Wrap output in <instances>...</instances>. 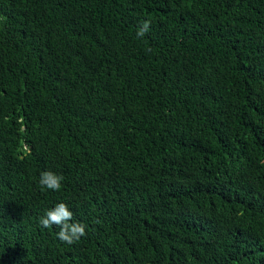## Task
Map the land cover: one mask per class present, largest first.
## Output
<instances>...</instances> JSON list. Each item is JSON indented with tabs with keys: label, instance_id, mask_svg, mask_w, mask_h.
<instances>
[{
	"label": "trees",
	"instance_id": "16d2710c",
	"mask_svg": "<svg viewBox=\"0 0 264 264\" xmlns=\"http://www.w3.org/2000/svg\"><path fill=\"white\" fill-rule=\"evenodd\" d=\"M0 264H264V0H0Z\"/></svg>",
	"mask_w": 264,
	"mask_h": 264
},
{
	"label": "clouds",
	"instance_id": "9594fccd",
	"mask_svg": "<svg viewBox=\"0 0 264 264\" xmlns=\"http://www.w3.org/2000/svg\"><path fill=\"white\" fill-rule=\"evenodd\" d=\"M149 30V22L144 21L141 27L137 30V36L143 37ZM63 175L54 173L50 170L42 171L39 176V185L42 189L50 191H60L62 187ZM73 214L68 210V206L60 202L53 209L45 211L44 215L39 217V223L44 228H49L53 225L59 227L57 237L60 241L72 244L85 235V225L82 223H70Z\"/></svg>",
	"mask_w": 264,
	"mask_h": 264
}]
</instances>
